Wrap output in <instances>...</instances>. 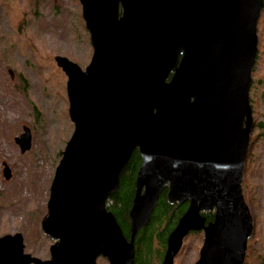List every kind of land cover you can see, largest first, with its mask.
Here are the masks:
<instances>
[{"label": "water", "instance_id": "water-1", "mask_svg": "<svg viewBox=\"0 0 264 264\" xmlns=\"http://www.w3.org/2000/svg\"><path fill=\"white\" fill-rule=\"evenodd\" d=\"M92 56L65 57L73 132L55 169L40 230L50 258L24 253L21 233L0 237V264H134L137 234L166 190L187 204L161 264L203 233L195 264H245L253 220L242 190L253 116L249 99L264 0H79ZM11 77H13L10 71ZM30 131L15 138L30 148ZM141 164L129 239L107 209L132 155ZM3 176L11 171L3 164ZM212 214L207 222L204 214Z\"/></svg>", "mask_w": 264, "mask_h": 264}, {"label": "rangeland", "instance_id": "rangeland-1", "mask_svg": "<svg viewBox=\"0 0 264 264\" xmlns=\"http://www.w3.org/2000/svg\"><path fill=\"white\" fill-rule=\"evenodd\" d=\"M249 99L253 116L242 190L253 220L245 264H264V6ZM82 70L92 56L79 0H0V237L21 233L24 253L48 260L53 244L40 230L61 153L73 132L67 78L54 58ZM10 71L13 77L10 75ZM30 131L29 150L14 142ZM3 163L12 176L5 179ZM203 234L183 240L175 264H195ZM97 264H108L99 258Z\"/></svg>", "mask_w": 264, "mask_h": 264}, {"label": "trees", "instance_id": "trees-1", "mask_svg": "<svg viewBox=\"0 0 264 264\" xmlns=\"http://www.w3.org/2000/svg\"><path fill=\"white\" fill-rule=\"evenodd\" d=\"M141 164L138 152H134L130 163L120 178L118 191L107 202L108 211L112 212L123 235L129 239V212L134 198L136 175ZM187 210V204L170 205L166 201V190L161 194L151 219L134 241V264H161L169 234L174 230L180 217ZM207 222L212 221V214H204Z\"/></svg>", "mask_w": 264, "mask_h": 264}, {"label": "flooded vegetation", "instance_id": "flooded-vegetation-1", "mask_svg": "<svg viewBox=\"0 0 264 264\" xmlns=\"http://www.w3.org/2000/svg\"><path fill=\"white\" fill-rule=\"evenodd\" d=\"M15 140V139H14ZM15 142V141H14ZM4 164V163H3ZM10 171H11V169H10ZM11 176H12V173H11Z\"/></svg>", "mask_w": 264, "mask_h": 264}]
</instances>
